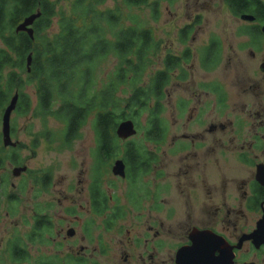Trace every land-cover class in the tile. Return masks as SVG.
<instances>
[{
    "label": "flooded vegetation",
    "instance_id": "af4514ba",
    "mask_svg": "<svg viewBox=\"0 0 264 264\" xmlns=\"http://www.w3.org/2000/svg\"><path fill=\"white\" fill-rule=\"evenodd\" d=\"M243 16H251L253 20H243ZM243 16L237 17L243 23L236 35L240 38L239 75L236 76L233 58L229 56L224 82H203L190 95L185 93L186 96L176 99L174 134L164 118L166 99L161 101L163 133L157 145L161 146L158 149L161 157L147 146L151 142L146 141L144 155L139 157L142 162H129L131 157L126 156L124 147L112 162L99 163L98 141L93 132L95 160L89 171V205L95 217H104L96 235L98 249L91 253L100 257L95 264H226L232 249L233 264H264V244L257 247L253 240L243 241L256 231L259 223H264V10H259L257 18ZM190 37L180 34L179 41L187 46ZM167 53L164 58L171 55L180 59L181 69L171 74L165 97L175 76L179 83L187 80L185 66L192 59L189 46L181 55ZM222 55L219 38L211 37L199 50L200 67L212 73L219 67ZM164 58L161 70L166 68ZM10 69L14 71L13 67ZM17 73L23 80L21 72L17 70ZM22 94L23 90H15L9 101L10 104L14 96H18L10 120V138L14 145L5 146L2 132L3 115L9 104L0 120V214L4 205L7 218L20 214L28 181L33 185L34 208L25 222L30 227L29 232L25 236L14 233L7 242H0V264L94 263L88 257L86 246L78 253L66 249L67 244L77 239L76 230L68 228L65 234L64 229L57 230L50 214L53 203L39 202L51 194L53 170L29 169L21 156L24 143L14 140L17 136L12 116L21 118L30 113L34 116L38 104L36 93L35 108L32 104L28 115H18ZM61 124L64 128L61 136L51 131L40 132L34 136L32 149H37L44 140L53 147L57 144V150L61 151L82 139L83 130L80 137L67 143L65 126ZM135 137L119 140L123 144L132 143ZM131 150L135 148H128ZM118 160L124 162V178L113 173ZM7 166L11 167L10 175L19 181L17 185L11 183L9 173H2ZM23 168L26 171L14 175L16 169ZM104 175L109 181L106 189L102 186ZM9 185L17 193L9 192ZM109 191L117 195L114 207L109 204L114 199L107 196ZM67 212L73 215L77 209L70 208ZM127 217L128 224H125ZM40 222L48 225L42 239ZM90 230L89 224H84L81 240L87 244L92 238ZM40 247L53 252L46 257L39 255Z\"/></svg>",
    "mask_w": 264,
    "mask_h": 264
},
{
    "label": "trees",
    "instance_id": "16d2710c",
    "mask_svg": "<svg viewBox=\"0 0 264 264\" xmlns=\"http://www.w3.org/2000/svg\"><path fill=\"white\" fill-rule=\"evenodd\" d=\"M109 1L116 6L103 9ZM223 1L235 17L257 18L259 10H264L262 0ZM145 7L158 19V0H73L71 10L60 14L57 3L50 0H0V41L5 47L0 49V120L17 89L23 90L17 113L28 115L32 102L24 91L35 86V117L63 123L67 143L80 137L91 121L99 163H110L120 154L122 142L116 135L119 124L132 120L137 128L138 118L147 113L144 143L125 144L129 162H142L139 157L144 155L145 142L157 146L162 141L161 101L171 74L181 67L180 59L168 55L163 60L166 68L149 74L161 45L153 31L130 13ZM38 12L41 16L32 26L34 39L26 33L17 34V26ZM58 16V31L52 34L50 29ZM191 33V26L181 31L182 36ZM109 59L116 60L115 68L105 80H99L98 87L96 73ZM47 227L40 222L41 239Z\"/></svg>",
    "mask_w": 264,
    "mask_h": 264
},
{
    "label": "rangeland",
    "instance_id": "374dc122",
    "mask_svg": "<svg viewBox=\"0 0 264 264\" xmlns=\"http://www.w3.org/2000/svg\"><path fill=\"white\" fill-rule=\"evenodd\" d=\"M50 1L57 3L58 14L63 11L68 13V11L71 10L73 3V0ZM156 1L157 0H152L153 3ZM158 1L159 11L158 19L156 20L153 18L152 9L149 7L131 10L130 13L138 16L140 20L153 31L157 41H159L161 45V51L155 57V63L152 64L149 74L162 69V59L168 54V51L175 55H181L182 51L187 46L192 50V59L185 66L188 73L187 80L182 84L179 83L180 81L175 76L172 84L167 89V97H165L166 100L164 101L166 109V113L164 111V118L166 121L168 120L170 130L172 131V134H174L177 123L173 117V103L176 99L186 96V94L190 95L192 90L196 91L198 89L197 85H201L203 82L213 80L224 82L227 74L229 56H232L233 58L232 67L236 76L239 75L237 70L240 67V38L236 35H239V29L243 26V23L230 13L223 0ZM115 6V3L109 1L102 8L113 9ZM58 22L59 16L53 21L50 33L53 34L58 31ZM188 26L192 27V33L190 34L191 37L189 38L187 46H185L179 41V36L181 30ZM211 37L219 38L223 47V55L219 67L212 73H207V71L200 67L199 50L208 44ZM0 49H3L2 44H0ZM115 65V59H109L101 65L100 72L98 69L96 73L98 87L99 80L101 82L105 80L108 74L114 70ZM25 92L29 95L34 109L37 101L34 87L32 85L27 86ZM12 125L16 129L17 136L14 140L19 139L25 145L24 150L21 152L25 165L34 171L45 169L53 170V187L51 189V194L44 196L39 202L53 203V206L50 208V214H53L52 218L57 230L64 229V234L68 228H74L76 230L77 239L73 240L70 244H67L66 249H72L75 250L74 252L78 253L82 246H86L88 248V257L92 258V262H94L88 264H95V261L100 260V257L92 256L91 253L93 250L98 249L96 235L97 233L99 234L97 230L104 217H95L90 212L89 205V171L91 168L90 165L95 160L93 158L95 138L91 121L83 129L82 139L76 141L70 149H64L61 151L57 150V144L53 147L44 140L39 142L37 149H32L34 136L40 132L46 133L47 131H51L56 136H61V132H63L64 128L60 122L51 118L47 120L37 119L35 115L33 116L32 113H30L27 117L21 118H17L16 115H13ZM146 129L147 113H143L138 118V133L133 141L137 144L144 143ZM147 146L154 150V152H157L159 157L162 156V152H159L158 150L161 146H156L152 143ZM124 147L125 144L122 143L119 150L120 154L124 151ZM10 168V166H7L6 170L2 173H9L10 175ZM110 177L112 178V176ZM26 178L31 179L27 176ZM103 178L104 182L102 183V186L106 189L109 186V181L107 180L106 175H104ZM11 183L17 185L19 181H15L12 177ZM26 185H28V187H26V193L22 194L21 206L19 208L20 214L7 218L6 205H4L2 209L0 214V242H7L14 233H19L22 236H25L30 230L29 225L25 222L27 219L29 220L30 214L34 208L32 194L33 185L30 181H28V184ZM8 191L17 193L11 189L10 185ZM108 194V197H114L112 202L109 203L110 207H114L117 195L114 194L113 191H109ZM70 208H76L77 213L73 215L69 214L67 210ZM249 221L251 222L250 219ZM86 223L89 224L91 229L90 233L92 238H90V242H88L89 244L81 240V237L83 236L82 228ZM125 224H128V217ZM35 250L36 249L32 250L34 256L43 254L46 257L53 252V250L44 247L39 248L38 254Z\"/></svg>",
    "mask_w": 264,
    "mask_h": 264
},
{
    "label": "water",
    "instance_id": "95a60500",
    "mask_svg": "<svg viewBox=\"0 0 264 264\" xmlns=\"http://www.w3.org/2000/svg\"><path fill=\"white\" fill-rule=\"evenodd\" d=\"M40 12L26 18L23 22H21L17 28H16V33H26L30 36L31 39H34V31L32 26L34 25L35 21L40 17ZM243 20H253V17L251 16H243ZM31 64H32V55L28 57L27 60V71L28 73L31 72ZM18 101V96L15 95L14 98L11 100L9 106L6 108L4 115H3V123H2V132L4 136V143L5 146H10L14 145L12 144L11 138H10V120H11V115L16 109ZM138 133V130L136 128L135 123L132 120H126L123 121L119 124L116 130V135L117 137L122 140L126 141L128 139H131L135 137ZM26 171L25 168L23 169H16L14 171L15 176H19L21 172ZM113 173L115 176H119L124 178L125 177V165L122 160H118L115 162L114 167H113ZM253 240V242L256 244L257 247L260 245L264 244V223H259L256 231L249 235L244 237V240ZM234 261V253L233 249L231 252V257L228 256L227 258V263L226 264H233Z\"/></svg>",
    "mask_w": 264,
    "mask_h": 264
}]
</instances>
